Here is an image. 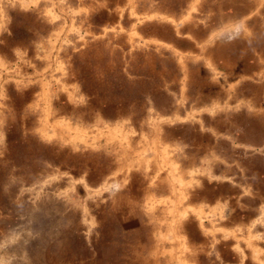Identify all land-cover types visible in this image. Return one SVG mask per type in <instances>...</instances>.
Returning <instances> with one entry per match:
<instances>
[{
	"label": "rangeland",
	"instance_id": "rangeland-1",
	"mask_svg": "<svg viewBox=\"0 0 264 264\" xmlns=\"http://www.w3.org/2000/svg\"><path fill=\"white\" fill-rule=\"evenodd\" d=\"M59 246L264 264V0H0V264Z\"/></svg>",
	"mask_w": 264,
	"mask_h": 264
},
{
	"label": "bare ground",
	"instance_id": "bare-ground-1",
	"mask_svg": "<svg viewBox=\"0 0 264 264\" xmlns=\"http://www.w3.org/2000/svg\"><path fill=\"white\" fill-rule=\"evenodd\" d=\"M59 226H60V225H59ZM57 228H58V227H57ZM63 228H64V227H63ZM53 229H54V228H53ZM54 236H55V233H52V236H51V237L54 238ZM55 237H56V236H55ZM56 238H57V237H56ZM54 239H55V238H54ZM58 239H59V238H58ZM67 239H68V238H67ZM55 240H56V239H55ZM65 240H66V239H65ZM58 241L60 242V240H58ZM58 241L56 240L57 243H59ZM69 245H70V244H69ZM60 246H61V244H60ZM60 246H59V247H60ZM63 246H64V245H63ZM59 247H58V249H57V250H58L57 252H60V254H61V256H62V253H63V252H62L61 250H62L65 246H64L63 248H61V247L59 248ZM14 248H15V247H14ZM64 249H65V248H64ZM53 255H54V254H53ZM67 258H68L67 255H66L65 257L62 256V258L58 260V261H59L58 264H59V263H62L61 260L67 262ZM70 259H71V258H70ZM73 260H74V259H73ZM69 263H71V262H69Z\"/></svg>",
	"mask_w": 264,
	"mask_h": 264
},
{
	"label": "crops",
	"instance_id": "crops-1",
	"mask_svg": "<svg viewBox=\"0 0 264 264\" xmlns=\"http://www.w3.org/2000/svg\"><path fill=\"white\" fill-rule=\"evenodd\" d=\"M152 253H153V256H155L154 259L156 258V260H157V259L159 258L160 255L157 254L156 252H152ZM158 260H159V259H158Z\"/></svg>",
	"mask_w": 264,
	"mask_h": 264
}]
</instances>
